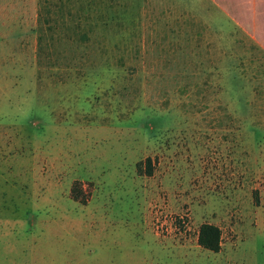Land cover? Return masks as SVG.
I'll return each instance as SVG.
<instances>
[{"label": "rangeland", "instance_id": "374dc122", "mask_svg": "<svg viewBox=\"0 0 264 264\" xmlns=\"http://www.w3.org/2000/svg\"><path fill=\"white\" fill-rule=\"evenodd\" d=\"M250 17L214 0H0V264H264Z\"/></svg>", "mask_w": 264, "mask_h": 264}, {"label": "trees", "instance_id": "16d2710c", "mask_svg": "<svg viewBox=\"0 0 264 264\" xmlns=\"http://www.w3.org/2000/svg\"><path fill=\"white\" fill-rule=\"evenodd\" d=\"M219 4H221L229 14L234 16L235 18H240L239 15V6L236 5L237 0H215ZM149 160V159H148ZM151 172L149 168L147 170ZM198 243L204 248H208L211 250H218L220 247V228L217 224L212 222H203L201 223L198 230Z\"/></svg>", "mask_w": 264, "mask_h": 264}, {"label": "crops", "instance_id": "0c3cea01", "mask_svg": "<svg viewBox=\"0 0 264 264\" xmlns=\"http://www.w3.org/2000/svg\"><path fill=\"white\" fill-rule=\"evenodd\" d=\"M214 2L218 4L231 18L239 22L249 20L251 18V12L254 11L257 19V24L259 25L260 23H262L260 27L264 29V0H237L236 5L239 6L238 16H240V18H235L234 16L229 14V12H227V10L221 4H219L215 0Z\"/></svg>", "mask_w": 264, "mask_h": 264}]
</instances>
